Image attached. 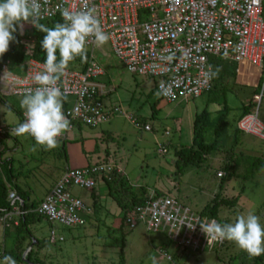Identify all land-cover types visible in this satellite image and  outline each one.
<instances>
[{
  "label": "rangeland",
  "instance_id": "obj_1",
  "mask_svg": "<svg viewBox=\"0 0 264 264\" xmlns=\"http://www.w3.org/2000/svg\"><path fill=\"white\" fill-rule=\"evenodd\" d=\"M38 32L31 23L24 25L22 41L27 50ZM86 48L103 72H108L100 78L109 79L105 87L111 89L103 97L115 102L116 112L110 115L108 122H102L94 128L81 125L78 132L82 135L98 133L96 138L78 139L75 131H68L66 140H58V146L52 150L38 145L27 134L0 136V151L4 146L0 155L10 160L13 174L11 181L5 180L6 188L17 186L26 191L30 200H38L57 181L66 165L74 167L86 162L108 161L122 170L120 175L127 193L136 194L143 189L148 194L152 191L167 194L194 212L209 203L215 193L224 197L238 195L233 209L235 215L230 209L220 208L218 216L228 217L232 223L237 214L253 213L264 225L262 140L238 132L237 136L248 138V142L243 145L239 142L240 138H236L239 143L232 149L240 174L223 179L216 176L218 171L226 172L222 167L230 159L223 149L228 148L234 140L233 132L242 104L252 98L254 106L251 112H256L259 119L264 114V61L257 95L252 94L250 85L257 84L259 71L249 65H241L236 69L234 83L229 80V89L225 90L224 96L219 95L210 101L213 93L205 92L198 97L167 102L155 89L159 78L129 73L113 55L109 42L103 46ZM22 69L11 67L13 73H21ZM23 96H0V125L18 123L19 114L25 111L20 106ZM222 97H226L228 109L219 122ZM206 105L209 113L206 116L204 139L206 142L216 139L218 148L198 166L188 165L177 171L174 151L191 144L195 114ZM152 111H155L153 115ZM144 124L150 126L149 131L143 129ZM217 124H220L222 131L216 137L213 129ZM252 140H257L260 146L250 142ZM157 143L162 144L166 153L158 152ZM254 161L258 162L255 167ZM0 175L4 176L1 169ZM108 188L99 178L93 188H71V193L90 208L85 216L86 223L82 226H63L33 215L27 224L28 238H25L36 241L31 245V258H40L42 264H116L121 255L123 264H152L150 257H155L156 264H250L253 261V257L231 241L213 250L183 251L170 243L161 232L147 231L141 225L129 229L122 219L123 210L116 203L120 189L109 193ZM94 201L97 209L92 206ZM5 229L6 237L0 222V264H3V258L7 256L15 238L14 226ZM50 230L55 232L53 243L49 242ZM59 236L62 240L58 239ZM159 250L167 251L171 259L164 258ZM175 254L178 256L176 259L173 257ZM16 261L17 264H31Z\"/></svg>",
  "mask_w": 264,
  "mask_h": 264
},
{
  "label": "built area",
  "instance_id": "obj_2",
  "mask_svg": "<svg viewBox=\"0 0 264 264\" xmlns=\"http://www.w3.org/2000/svg\"><path fill=\"white\" fill-rule=\"evenodd\" d=\"M39 3V21L55 15L63 20L61 12L64 9L74 12L94 10L110 37L108 42L113 55L133 75L158 77L155 89L167 102L198 97L209 91L214 58L231 60L237 68L249 65L262 74L264 0H39ZM94 46V40L86 45L90 49ZM89 53L90 59L83 70L67 68L59 81L58 86L65 97L72 98V103L63 109L70 127L58 140L78 124L95 127L110 117L96 82L104 72ZM26 61L21 73H13L11 67L15 66L8 61L2 62V95H24L28 89L38 86L34 76L44 71V63L31 58ZM259 98L260 95L256 101ZM24 120L23 112L18 123L0 125V136L14 137L12 128ZM130 121L135 123L131 118ZM236 125L244 132L264 138V125L256 112L242 116ZM143 129L149 131L150 126L144 124ZM157 147L159 153H166L161 143H157ZM112 171L122 172L114 163L103 161L83 167H66L42 200L28 209L23 208V200L10 188L9 205L0 208V222L14 226L27 212H35L49 222L82 226L90 208L71 193V188H93L102 174L109 175ZM224 175L222 171L216 173L219 178ZM146 194L147 198L124 215L123 221L129 229L141 225L147 231L161 232L170 243L192 252L213 250L226 242L207 245L199 224L194 231L183 225L204 220L221 223L217 219L194 212L167 194L156 191ZM58 239L62 240L60 236ZM54 241L55 232L50 230L49 242ZM159 252L164 258L171 259L167 251Z\"/></svg>",
  "mask_w": 264,
  "mask_h": 264
},
{
  "label": "clouds",
  "instance_id": "obj_3",
  "mask_svg": "<svg viewBox=\"0 0 264 264\" xmlns=\"http://www.w3.org/2000/svg\"><path fill=\"white\" fill-rule=\"evenodd\" d=\"M61 15L63 23L47 27L38 22L41 16L39 0H0V57L8 52L18 25L22 28L23 23L28 22L46 33L41 42L46 52L44 71L34 76L38 86L28 89L20 101L25 110L24 122L11 130L13 136H32L46 150L55 149L58 138L70 127L63 112L64 92L58 86L61 77L77 57L82 62L87 61L86 45L90 40L99 47L110 39L92 9L79 12L64 9ZM197 224L206 236L207 245L227 240L251 257L264 254V225L253 213L237 214L233 223L204 220L183 225L194 231ZM150 259L156 264L155 257ZM3 264H17V261L12 256H4Z\"/></svg>",
  "mask_w": 264,
  "mask_h": 264
},
{
  "label": "trees",
  "instance_id": "obj_4",
  "mask_svg": "<svg viewBox=\"0 0 264 264\" xmlns=\"http://www.w3.org/2000/svg\"><path fill=\"white\" fill-rule=\"evenodd\" d=\"M38 22L47 27H54L56 23H63V20L61 19L59 15H55L50 19L38 21ZM27 23L28 22H24L22 28H20L19 25L17 26V31L14 33L15 39L12 41L11 47L9 48L8 52H6L2 57H0V68H1L2 62L4 61H8L14 66H19L27 58H31V59L45 63L46 52L43 50L41 46V42L44 36L46 35V33L42 31H39L38 33H36L33 36V42L31 44L30 49L27 50L24 47V44L22 41L23 36H24V25ZM57 56L59 58V53H57ZM89 59H90V53H89V50L87 49V61L82 62L81 58L77 57L75 60H73L69 64L68 68L76 69V70H83L85 66L87 65ZM236 69H237V64L231 60L221 59V58H214L212 60V72H213L212 87L209 91H207L208 93H213L212 97L209 98L210 101L211 100L214 101V99L219 97V95L224 96L225 90L229 89L228 88L229 86H227V84L231 82L232 80L234 83V80L236 77ZM260 84H261V76L259 77L256 86L252 87V94L254 95L258 94L257 90L260 88ZM0 96H3V95H0ZM253 106H254L253 99L249 98L247 103L242 104L238 119H240L242 116L248 113H251ZM227 109H228V105H227L226 97H222V108L219 109L220 114L218 116L219 122L223 120L224 114ZM154 113L155 111H152L151 115H153ZM208 113L209 111L207 110V105H206L201 110V112L195 114L193 125H192L191 144L189 146H184V147L175 149L174 154H175L176 159H175L174 165L177 167V171H180L182 168L188 165L198 166L206 158L208 154H210L214 149L218 148L216 139L211 142H206L204 139L203 132L205 131L206 116L208 115ZM20 118H21V114H19V120ZM221 131L222 129H221L220 124H217L213 129V133L214 135H216V137L221 134ZM237 131L238 129L235 128L234 129V140L232 144L228 148L223 149L226 155H228L230 160L227 161V163L223 164L222 168L226 172H224L225 173L224 176L220 177L221 179H223L224 177H230L234 173V168L236 167V163H235L236 156L234 154L235 152L232 149L237 144V139H236ZM3 149H4V146L1 149L0 153L3 151ZM256 162L257 161H254L253 165H255ZM0 164H1L0 169L4 175V176L0 175V208H7L9 205V202L7 201L8 188H6L5 186V180L11 181V179H13L12 166L10 164V160L6 158L1 159ZM120 174L121 173H116L115 171H112L111 173H109V175L102 174L99 177V179L102 180L109 187L108 188L109 193L112 190L117 191L120 189V197L116 198V203L123 210L122 219L124 220L125 213L127 211H130L135 205L141 203L145 198H147V194H146V191L143 189H141V191L136 194L127 193L126 189L123 187V182H122V178ZM14 189L17 195L23 200L24 209L34 207L35 205H37L39 201L42 200V199L30 200L26 191L20 189L17 186H14ZM157 194H160V193L157 192ZM126 197L127 199H125ZM237 200H238V195L231 196V197H224V196H221L220 193H215L211 201L207 203L198 212L200 214H205L207 216L213 217L217 219L218 221H220L222 224L230 223L228 217L218 216V211L220 210V208H223V209H230L232 210L231 212L233 213V209L237 203ZM92 206L93 208L95 207L97 209V204L95 201L92 203ZM235 213L233 214L235 215ZM33 215L41 216L35 212H27L26 214L18 218L17 225H14L15 238L13 240L12 247L9 250L7 256H12L16 260H20V261L22 260V261H25L31 264H42V261L40 258H34V259L31 258L32 248H29L26 251V249L32 244L31 239H25V238L26 236L28 238L27 224L29 223ZM235 219H236V216L234 217L233 222H235ZM179 248H181L183 251L188 250L185 247H179ZM173 257L176 259V257L178 256H176L175 254L173 255ZM116 264H123L122 255L120 256V259L118 263ZM250 264H264V254H261L260 256H257V257H253V261Z\"/></svg>",
  "mask_w": 264,
  "mask_h": 264
},
{
  "label": "crops",
  "instance_id": "obj_5",
  "mask_svg": "<svg viewBox=\"0 0 264 264\" xmlns=\"http://www.w3.org/2000/svg\"><path fill=\"white\" fill-rule=\"evenodd\" d=\"M110 46V45H109ZM26 60H24L23 61V63L21 64V65H19V66H17V67H23V69L22 70H24V66H25V64H26ZM16 67V66H15ZM23 72V71H22ZM105 74H108V72H106V70H105V73L103 74V75H105ZM103 75H101V76H99L97 79H96V82L98 83V85H99V87H100V90H101V92H102V94H101V96H100V99H101V101H102V104H103V106H104V108L109 112V114L110 115H113L115 112H116V105H114L115 104V102L114 101H111V100H107L108 98H106V97H103L106 93H108V92H110V90L111 89H106V87H105V85L106 84H109V79H107V78H104V79H102V80H100V78L103 76ZM260 76H262V75H259V77ZM259 79V78H258ZM258 82V81H257ZM250 86H252V87H255L256 85H254V84H252V85H250ZM254 101V100H253ZM72 103V98H70V97H65V99H64V101H63V109L65 108V107H67L68 105H70ZM252 113V112H251ZM249 114V113H248ZM111 117H109V119H110ZM258 118V117H257ZM108 119V120H109ZM259 119V118H258ZM108 120L106 121V122H108ZM260 121H261V123L264 125V114L262 115V118L261 119H259ZM236 123H237V121H236ZM81 128V124H78V125H76V127L73 129V130H71V131H75L74 132V134H75V137L76 138H78V139H83V140H87V139H90V138H96L97 137V134H95V133H92V134H86V135H82L81 133H80V131L78 132V130ZM94 128V127H93ZM235 128H237V125H235ZM238 129V128H237ZM105 131H107V133H109L110 131H108V130H105ZM242 134V132L243 133H247V132H244V131H242V130H240V129H238V131H237V135L239 134ZM233 134H234V132H233ZM247 134H250V133H247ZM108 135H110V134H108ZM236 135V136H237ZM251 135H253V136H255V137H257L259 140H262V143H264V138H261V137H259V136H256V135H254V134H251ZM6 136V135H5ZM66 138H67V133H66V136L63 138V139H61V141H63V140H66ZM239 138H240V140H239ZM237 139L239 140V142L243 145V143H246V142H248V138L247 137H245V138H242V136L241 137H239V136H237ZM60 141V140H59ZM238 142V141H237ZM238 142V143H239ZM250 142H252L253 144H256V145H259L260 146V143H257V140H252V141H250ZM94 151V150H93ZM238 151H241V150H238ZM264 151V150H263ZM104 153L105 154H107V152H106V149H104ZM249 157V156H248ZM1 159H3V155H0V160ZM95 162H98V161H93V162H86L85 164H82V165H77V166H74V167H83V166H85V165H89V164H92V163H95ZM255 164H258V162H256ZM66 167H69L68 165H66L63 169H62V171H61V173H60V176H61V174L63 173V171L65 170V168ZM73 167V168H74ZM253 167H255V165H253ZM253 167H251V170H253ZM251 170H250V172H251ZM122 171V170H121ZM247 171V170H246ZM245 171V172H246ZM237 172V173H236ZM235 174H240V171H239V169L237 168L236 169V167L234 168V173L232 174V175H235ZM262 174L264 175V172H262ZM244 175H246V173L244 174ZM59 176V177H60ZM59 177H58V179H59ZM57 179V180H58ZM54 185V184H53ZM52 185V186H53ZM51 186V187H52ZM10 189V188H9ZM12 189H14V188H12ZM15 190V189H14ZM47 191H48V189H47ZM46 191V192H47ZM46 192H45V194H46ZM44 194V195H45ZM44 195H43V197H44ZM42 197V198H43ZM42 198H40V199H42ZM3 225V224H2ZM7 226H5V225H3V228H4V236L6 235V228ZM9 227H13V226H9ZM6 237V236H5ZM33 243H36V241H32V244ZM31 244V245H32ZM31 245L26 249V251L29 249V248H31ZM24 254H25V252H24Z\"/></svg>",
  "mask_w": 264,
  "mask_h": 264
}]
</instances>
